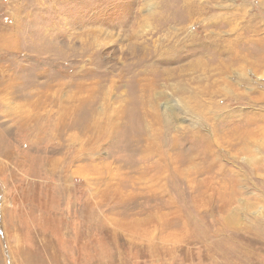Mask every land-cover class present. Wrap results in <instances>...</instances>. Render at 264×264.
<instances>
[{"label":"rangeland","instance_id":"1","mask_svg":"<svg viewBox=\"0 0 264 264\" xmlns=\"http://www.w3.org/2000/svg\"><path fill=\"white\" fill-rule=\"evenodd\" d=\"M0 264H264V0H0Z\"/></svg>","mask_w":264,"mask_h":264}]
</instances>
